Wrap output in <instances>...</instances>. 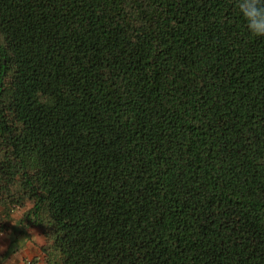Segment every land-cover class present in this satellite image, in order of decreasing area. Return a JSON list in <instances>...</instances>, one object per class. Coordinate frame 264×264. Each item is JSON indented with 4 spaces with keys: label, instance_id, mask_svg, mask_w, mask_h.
Segmentation results:
<instances>
[{
    "label": "trees",
    "instance_id": "16d2710c",
    "mask_svg": "<svg viewBox=\"0 0 264 264\" xmlns=\"http://www.w3.org/2000/svg\"><path fill=\"white\" fill-rule=\"evenodd\" d=\"M23 208L44 264H264L236 0H0V231Z\"/></svg>",
    "mask_w": 264,
    "mask_h": 264
},
{
    "label": "crops",
    "instance_id": "0c3cea01",
    "mask_svg": "<svg viewBox=\"0 0 264 264\" xmlns=\"http://www.w3.org/2000/svg\"><path fill=\"white\" fill-rule=\"evenodd\" d=\"M36 228L37 227L35 226L26 225L23 219H19L16 223H14L13 226H11L10 229L8 230L9 237H8V242L6 243V252L3 251L2 257L0 256V264H27L32 260L34 261L35 264L34 258H36L37 255V253H34L35 249H38V251L40 250V252H42L41 246L37 245L41 240L39 236V231ZM13 231H18V232L23 231L24 236L20 234L18 240H16L15 238L11 239L13 238ZM11 242H13L12 244L15 246L14 248L20 251L21 254H19L18 252L17 255V250H14V253L12 255L7 254L8 252L7 249ZM27 246L29 248L31 246H34L33 253H31L32 249L30 251L27 250ZM1 259L3 260L1 261Z\"/></svg>",
    "mask_w": 264,
    "mask_h": 264
},
{
    "label": "clouds",
    "instance_id": "9594fccd",
    "mask_svg": "<svg viewBox=\"0 0 264 264\" xmlns=\"http://www.w3.org/2000/svg\"><path fill=\"white\" fill-rule=\"evenodd\" d=\"M239 13L246 21L247 31L254 37H264V0H236ZM7 239L6 234L0 231V240ZM5 246L0 243V252Z\"/></svg>",
    "mask_w": 264,
    "mask_h": 264
},
{
    "label": "rangeland",
    "instance_id": "374dc122",
    "mask_svg": "<svg viewBox=\"0 0 264 264\" xmlns=\"http://www.w3.org/2000/svg\"><path fill=\"white\" fill-rule=\"evenodd\" d=\"M25 211V209L23 208V209H20V210H16L13 214H12V216H11V218H10V221L8 222L9 223V226H8V230L10 229V227L11 226H13V224L14 223H16L19 219H22V217L24 216L23 215V212ZM12 224V225H11ZM32 228V227H31ZM38 231H39V236H40V242L37 244L38 246H46V240H45V238H44V236L42 235V232L40 231V229L37 227L36 228ZM6 231V232H4L5 234H6V236H7V239H2V240H0V243H3V245L5 246V252H6V243L8 242V237H9V231ZM22 235V236H24V232L23 231H13V238H11V239H16V240H18L19 239V235ZM34 241V240H33ZM15 246H13V249L14 250H17L16 248H14ZM38 248V247H37ZM32 249V252L31 253H33V251H34V246H31L30 248L27 246V250H31ZM28 251V252H29ZM16 252V251H15ZM18 252H19V254H21L20 253V251H18L17 250V255H18ZM14 253V251L13 252H11L10 254L12 255ZM34 253H37V255H36V258H34V260H35V264H44V254H43V252H40V250L38 251V249H35V251H34ZM2 255H3V252H0V256L2 257ZM3 259H1V261H2ZM32 264V263H34V261L32 260V261H30V262H28L27 264Z\"/></svg>",
    "mask_w": 264,
    "mask_h": 264
}]
</instances>
